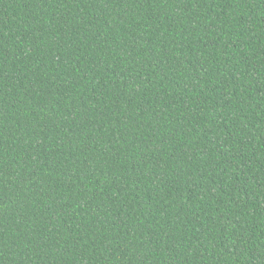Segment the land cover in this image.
<instances>
[{"label":"trees","instance_id":"1","mask_svg":"<svg viewBox=\"0 0 264 264\" xmlns=\"http://www.w3.org/2000/svg\"><path fill=\"white\" fill-rule=\"evenodd\" d=\"M0 264H264V0H0Z\"/></svg>","mask_w":264,"mask_h":264}]
</instances>
